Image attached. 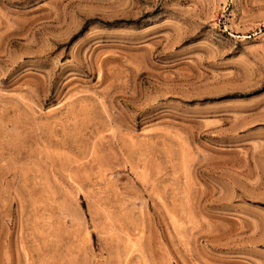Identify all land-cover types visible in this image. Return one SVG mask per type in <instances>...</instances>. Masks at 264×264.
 Instances as JSON below:
<instances>
[{
	"label": "rangeland",
	"instance_id": "obj_1",
	"mask_svg": "<svg viewBox=\"0 0 264 264\" xmlns=\"http://www.w3.org/2000/svg\"><path fill=\"white\" fill-rule=\"evenodd\" d=\"M0 264H264V0H0Z\"/></svg>",
	"mask_w": 264,
	"mask_h": 264
}]
</instances>
